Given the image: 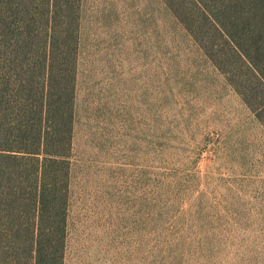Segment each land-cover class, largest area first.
I'll use <instances>...</instances> for the list:
<instances>
[{
  "label": "rangeland",
  "instance_id": "374dc122",
  "mask_svg": "<svg viewBox=\"0 0 264 264\" xmlns=\"http://www.w3.org/2000/svg\"><path fill=\"white\" fill-rule=\"evenodd\" d=\"M65 264H264V126L162 0H83Z\"/></svg>",
  "mask_w": 264,
  "mask_h": 264
},
{
  "label": "trees",
  "instance_id": "16d2710c",
  "mask_svg": "<svg viewBox=\"0 0 264 264\" xmlns=\"http://www.w3.org/2000/svg\"><path fill=\"white\" fill-rule=\"evenodd\" d=\"M83 0H0V264H65ZM264 126V0H162Z\"/></svg>",
  "mask_w": 264,
  "mask_h": 264
}]
</instances>
